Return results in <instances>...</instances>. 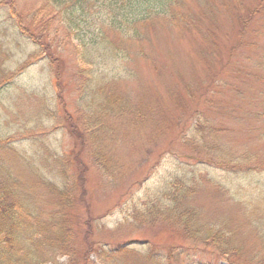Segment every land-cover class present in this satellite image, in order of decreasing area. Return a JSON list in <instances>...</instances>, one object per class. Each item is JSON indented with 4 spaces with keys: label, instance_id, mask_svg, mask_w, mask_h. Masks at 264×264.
I'll return each mask as SVG.
<instances>
[{
    "label": "rangeland",
    "instance_id": "rangeland-1",
    "mask_svg": "<svg viewBox=\"0 0 264 264\" xmlns=\"http://www.w3.org/2000/svg\"><path fill=\"white\" fill-rule=\"evenodd\" d=\"M8 3L0 0V41L10 48L5 67L13 72L31 63L0 88V135L28 160L44 154L51 163L68 162L70 176L82 180L93 243H129L125 264H139L147 253H171V264H264L244 216L253 208L252 217L264 220V166H258L264 162V0H179L183 19L152 26L141 42L123 45L128 58L96 60L95 73L114 79L117 92L141 112L109 121L99 149L109 159L105 171L84 139L90 120L76 87L88 65L79 44L66 40L58 23L44 24L40 0H13L10 15ZM17 22L28 38L41 40L38 47L23 34L10 42ZM241 159L249 160L245 173L232 170ZM6 168L22 170L14 160ZM181 177L192 184L189 205L200 221L236 232L238 254L227 257L226 249L160 230L133 213Z\"/></svg>",
    "mask_w": 264,
    "mask_h": 264
},
{
    "label": "trees",
    "instance_id": "trees-1",
    "mask_svg": "<svg viewBox=\"0 0 264 264\" xmlns=\"http://www.w3.org/2000/svg\"><path fill=\"white\" fill-rule=\"evenodd\" d=\"M40 1V16L46 17L44 24L58 23L66 33V40L74 39L79 44L81 60L88 65L80 71L81 80L76 90L81 94L83 117L85 121L90 120L84 127V139L92 142L98 157L96 163L105 171L109 159L99 153V149L101 136L110 132L109 121L135 111L134 115L141 117V112L117 92L114 79L106 80L95 73V62L128 58L129 53L121 48L123 45L141 42L144 31L152 26L162 27L163 22L173 23L178 17L183 19L179 0ZM12 3L13 0H9V15ZM238 22L244 24L242 19ZM24 32L18 22L11 24L10 42L13 43L18 35L26 36ZM29 38L38 47L41 40L32 34ZM9 57L10 48L0 41V88L31 63L29 59L12 72L5 67ZM6 141L8 139L3 140L0 135V264H93L91 256L104 264H125L121 258L132 251L127 249L129 243L126 248L121 244L97 247L91 240L94 219L83 199L82 180L79 175L70 176L68 162L59 158L51 163L44 154L28 160L8 147ZM13 160L22 170L13 172L6 168ZM248 162V159H241L232 170L245 173L250 170L244 167ZM258 166L263 167L264 162ZM191 185L184 177L176 178L153 197H148L142 204L143 211L134 210L133 213L144 214L147 218L144 220L152 226L158 223L160 230L173 231L187 240L208 246L216 245L219 250L226 249L223 254L227 257L238 254L240 244L235 240L236 232H226L222 227L200 221L199 213L189 205L195 193ZM254 214V209L250 208L244 216L257 235L255 246L262 254L259 257L264 259V220L259 219L260 215L253 218ZM172 256L169 253L153 257L147 253L141 255L139 264H171ZM229 262L234 264L231 259Z\"/></svg>",
    "mask_w": 264,
    "mask_h": 264
}]
</instances>
